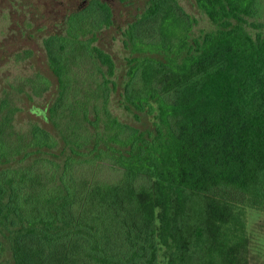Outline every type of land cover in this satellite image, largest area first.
<instances>
[{"label":"trees","instance_id":"trees-1","mask_svg":"<svg viewBox=\"0 0 264 264\" xmlns=\"http://www.w3.org/2000/svg\"><path fill=\"white\" fill-rule=\"evenodd\" d=\"M193 1L211 29L180 0H147L120 29L121 81L98 45L111 4L72 10L43 40L56 84L38 113L51 129L19 126L4 93L12 264H248L246 208L264 211V0ZM115 97L153 127L121 120Z\"/></svg>","mask_w":264,"mask_h":264},{"label":"rangeland","instance_id":"rangeland-1","mask_svg":"<svg viewBox=\"0 0 264 264\" xmlns=\"http://www.w3.org/2000/svg\"><path fill=\"white\" fill-rule=\"evenodd\" d=\"M86 0H0V100L10 91L14 104L21 108L16 122L27 128L38 123L51 129L39 111L55 91L56 78L49 68L43 46L45 37L63 31L66 16ZM114 12V24L100 33L98 45L109 52L118 68L120 81L126 70L129 52L123 46L120 29L139 14L147 0H107ZM197 20L196 30L211 29L210 20L193 0H180ZM112 110L121 120L142 130L151 129L154 119L145 112H129L119 106L116 97ZM107 170V169H106ZM105 172V171H103ZM109 179L110 171L105 172ZM248 264H264V211L246 208ZM0 264H12L9 242L2 235ZM165 258L161 257V264Z\"/></svg>","mask_w":264,"mask_h":264}]
</instances>
